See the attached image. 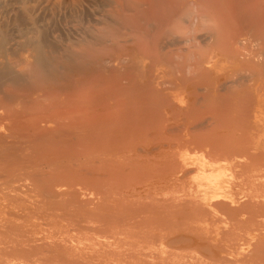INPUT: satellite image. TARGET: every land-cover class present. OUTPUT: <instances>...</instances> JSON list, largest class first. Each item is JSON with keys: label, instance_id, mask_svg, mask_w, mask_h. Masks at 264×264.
<instances>
[{"label": "bare ground", "instance_id": "6f19581e", "mask_svg": "<svg viewBox=\"0 0 264 264\" xmlns=\"http://www.w3.org/2000/svg\"><path fill=\"white\" fill-rule=\"evenodd\" d=\"M0 264H264V0H0Z\"/></svg>", "mask_w": 264, "mask_h": 264}, {"label": "rangeland", "instance_id": "374dc122", "mask_svg": "<svg viewBox=\"0 0 264 264\" xmlns=\"http://www.w3.org/2000/svg\"><path fill=\"white\" fill-rule=\"evenodd\" d=\"M152 197H154V195L150 196L148 199H146V202H151L152 201Z\"/></svg>", "mask_w": 264, "mask_h": 264}]
</instances>
